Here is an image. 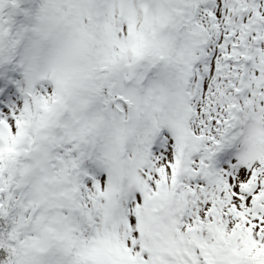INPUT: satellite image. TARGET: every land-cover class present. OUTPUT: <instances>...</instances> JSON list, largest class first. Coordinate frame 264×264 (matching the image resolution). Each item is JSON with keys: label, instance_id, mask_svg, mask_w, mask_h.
I'll return each instance as SVG.
<instances>
[{"label": "snow or ice", "instance_id": "snow-or-ice-1", "mask_svg": "<svg viewBox=\"0 0 264 264\" xmlns=\"http://www.w3.org/2000/svg\"><path fill=\"white\" fill-rule=\"evenodd\" d=\"M0 264H264V0H0Z\"/></svg>", "mask_w": 264, "mask_h": 264}]
</instances>
